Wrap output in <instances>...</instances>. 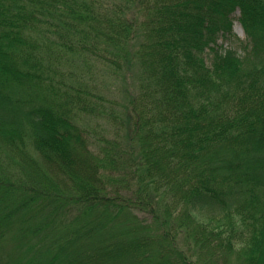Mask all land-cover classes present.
<instances>
[{
	"label": "trees",
	"instance_id": "1",
	"mask_svg": "<svg viewBox=\"0 0 264 264\" xmlns=\"http://www.w3.org/2000/svg\"><path fill=\"white\" fill-rule=\"evenodd\" d=\"M0 264H264V0H0Z\"/></svg>",
	"mask_w": 264,
	"mask_h": 264
},
{
	"label": "rangeland",
	"instance_id": "2",
	"mask_svg": "<svg viewBox=\"0 0 264 264\" xmlns=\"http://www.w3.org/2000/svg\"><path fill=\"white\" fill-rule=\"evenodd\" d=\"M112 1V0H107ZM116 1V0H115ZM238 12L233 15L232 18V33L233 36L240 41H246V35L243 28L238 21ZM234 38L223 43L219 39L218 43L224 45L225 48L230 47L234 43ZM137 43L134 45L136 46ZM57 71L60 73V77L71 80L74 86H86L87 89L91 90L95 95L102 98L105 103L107 101L116 103L117 108L115 109L116 119L113 123L107 122L100 117H88L81 116L79 118V124L89 129L101 130V132L108 135L109 138H113L110 127H121L120 124L124 118L122 112L123 107H127L129 98L133 92L136 91L138 80L140 76V70L134 64L128 68L124 67V70L114 72L113 69L100 61L90 60L86 61L82 57L70 55L67 60L62 61L61 66H55ZM73 74V77H65L62 73ZM75 77V79H74ZM77 79V80H76ZM108 119V118H107ZM106 131V132H105ZM13 252V247H8Z\"/></svg>",
	"mask_w": 264,
	"mask_h": 264
}]
</instances>
